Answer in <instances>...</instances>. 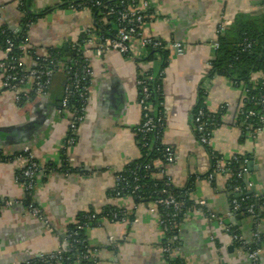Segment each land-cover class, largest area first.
<instances>
[{
	"label": "crops",
	"instance_id": "obj_1",
	"mask_svg": "<svg viewBox=\"0 0 264 264\" xmlns=\"http://www.w3.org/2000/svg\"><path fill=\"white\" fill-rule=\"evenodd\" d=\"M20 1L0 0V22L10 29L18 28L26 16L19 9ZM152 7L155 16L144 27V34L185 46L184 54L171 51L166 62L158 57L152 62L151 72L156 74L159 68L164 72V142L175 152L172 165L163 159L152 163L153 175L160 180L159 174L166 171L174 189L178 193L187 191L191 202L177 227L174 252L170 258L164 252L161 207L116 192L118 176L143 157L138 134L143 113L137 82L143 76V65L150 63L133 62L114 50L99 53L93 44L84 48L93 74L88 111L73 147L65 146L71 113L63 111L61 103L64 71L56 74L49 96H33L22 104L13 92L3 89L0 72V152L4 156L0 161V203H14L0 214V264H22L56 252L70 227L92 213L99 217L98 223L87 228L86 239L98 264H251L236 247L229 251L231 236L210 224L206 213L209 210L225 220L224 216L232 212V175H218L212 182L207 178L214 163L212 150L226 161L248 156L261 169L244 176V188L249 194L250 186L245 183L248 177L258 194L264 193V130L253 139L237 128L239 110L246 99L244 92L226 77H209L221 21L231 25L241 14L261 17L264 2L155 0ZM28 9L36 18L30 28V44L39 56L78 43L102 20L92 11L76 12L56 0H31ZM149 53L142 52L141 58ZM35 58L28 57V67L37 66ZM207 80L211 84L205 88ZM202 92L209 112L224 110L222 125L214 131L210 148L199 144L193 122ZM9 128L15 131L9 133ZM26 149L43 166L57 169L40 175L35 195L46 222L27 212L28 194L17 180L27 162L19 156ZM201 201L206 204L205 211L199 210ZM113 212L126 213V222L113 219ZM255 225L253 216L243 215L238 229L251 240ZM260 233L264 236V220Z\"/></svg>",
	"mask_w": 264,
	"mask_h": 264
},
{
	"label": "built area",
	"instance_id": "obj_2",
	"mask_svg": "<svg viewBox=\"0 0 264 264\" xmlns=\"http://www.w3.org/2000/svg\"><path fill=\"white\" fill-rule=\"evenodd\" d=\"M59 5L63 4L62 0H56ZM155 0H141V9L135 8L134 4H128L123 2L120 8L114 6L108 7L102 13V20L99 21L106 23L105 21L109 17L117 16V34L115 37H104L97 35L93 30L87 31L88 40L86 41L87 47L91 45H97L99 53H104L109 50L120 52L122 55L128 57L133 62H136V58H141V53L149 49L157 50H177L179 53L183 51V44L181 43H165L163 40L153 37H148L144 34V27L148 22L154 19V13L152 5ZM264 2V0H263ZM21 1L19 3V6ZM103 6L100 0H79L71 4L69 9L76 12L91 11L92 7ZM2 16L0 15V21ZM33 20L26 25L27 33L25 36H21L20 45H16L15 38H18L21 34L19 32L20 27L16 29H10L12 38L6 43V48H0V72L3 74V89L13 92L16 95V101L22 104L23 101L30 100L33 96L44 97L47 96L50 88L52 87L54 78L58 72L59 59L58 56H53L51 52L44 56H39L37 52L32 48L30 44V28L33 24ZM5 24L0 22V33H6L7 28ZM228 24L221 23L219 27V34L223 32ZM8 29V30H9ZM19 29V30H18ZM85 46L76 47L73 49L76 52H85ZM215 50L219 48L218 43L214 44ZM20 50L22 55L16 57L15 52ZM28 57L36 58L37 66L28 67ZM137 63V62H136ZM148 68L144 70L143 76L138 79L137 85L139 88V105L143 113V121L138 128V133L142 138L144 146L148 150H155L162 153L161 159L169 165L175 163V152L170 146L165 145L164 132H165V117L163 111L160 108L153 106L150 102L152 92L150 88V82L154 80L157 75L158 78L164 79V72L162 69L158 70L152 77H146L148 71H154L153 63L147 65ZM67 75V84L64 89L63 98L61 100L63 111L71 113L70 122V135L65 141L66 147H73L77 144L79 137L80 125L84 122L89 103V91L92 78V69L90 67L89 60L84 58L82 62L79 60L73 61L64 70ZM251 83H255L259 86V79L253 76ZM211 84L210 80L204 83L205 88H208ZM264 86V83H263ZM236 88H238L236 86ZM245 95V101L250 98V93L253 91L254 86L250 88L248 85L241 88ZM207 97L204 95L197 106L198 111L193 116V122L195 131L197 133L198 142L204 148H210L214 131L213 128L217 125L209 114L205 107L200 106L201 102L206 105ZM252 102L261 106V110H245L243 105L239 110L238 120L236 127L241 129L247 135H250L253 139H257L263 133L264 130V95L260 98L251 97ZM72 101L76 102V105L70 110L69 105ZM244 101V102H245ZM207 107V106H206ZM241 118L239 119V117ZM254 119L258 120L259 124L254 123ZM212 150V149H211ZM211 156L213 159V168L208 176V181L212 182L218 175H232V189H233V201L232 212L239 213L247 216H253L255 218V230L253 232V243L255 247H252L251 242L244 237L239 229L232 224H227L223 218H218L211 211L206 210L209 223L212 225H218L226 230L231 236V243L241 253L248 256L251 264H263L262 253L264 252V236L260 233L261 220H259L258 211L259 208H264V193L260 194H247V190L239 184V180L243 179L248 173L247 164L249 159H240L234 157L229 161L224 160L218 154H215L212 150ZM19 158H23L26 162L21 174L17 177V180L22 182L27 194L32 196L33 191H37L40 186V175L44 172L52 173L51 167L43 166L36 159L33 153L26 149L23 155ZM4 160V156L0 152V161ZM239 164L240 168L235 169ZM145 171L150 172L152 169V163L145 166ZM135 185L132 186L130 181L125 176H118L116 183V192L118 196L130 193V195H137L144 188V185L140 184L141 178L138 177V172H134ZM160 180L164 181L165 188L158 193L159 197L153 198L154 203L163 208L164 214H161V227L166 236V244L164 252L167 257L170 258L174 252L175 236L174 230L179 225V219L182 218L189 210L185 200L176 196L170 189L172 186V178L166 172L162 171L159 174ZM158 179V177H153ZM194 188V187H193ZM191 187L190 190H193ZM155 192V193H156ZM253 196V200L257 203H248L249 197ZM237 197H242L237 198ZM143 199L140 197L139 202ZM144 202V201H143ZM142 202V203H143ZM258 202L261 204L258 205ZM13 202L0 203V214L5 210L12 208ZM199 210L205 211L206 204L204 201L199 202ZM27 212L37 217L42 221H47L45 212L40 206H37L34 202L26 206ZM113 219H117L122 222H126V213L116 212L112 214ZM98 223V216L94 213L83 216L79 221L75 223L74 229H69L65 233L64 241L68 243V246L72 250H79L77 255L76 264H98V260L90 246H86V251L79 249V244L83 243L80 240L81 232L86 234L87 228ZM85 244V242L83 243ZM69 258H67L61 249L49 255H43L39 257L38 264H66ZM24 264H33L32 261H27Z\"/></svg>",
	"mask_w": 264,
	"mask_h": 264
},
{
	"label": "trees",
	"instance_id": "obj_3",
	"mask_svg": "<svg viewBox=\"0 0 264 264\" xmlns=\"http://www.w3.org/2000/svg\"><path fill=\"white\" fill-rule=\"evenodd\" d=\"M63 4H65L64 7L68 8L67 4H72L75 1L79 0H62ZM103 4V6H95L92 7V13L96 16L97 19L101 20L103 18L102 13L110 6H114L116 8H120L122 3L125 2L128 4H134L135 8L140 9L141 8V0H100ZM28 0H21V4L19 6V9L25 13V17L23 18L21 24L19 25L21 32L20 36L18 38L14 39V42L16 45H20L22 39L21 36H25L27 33L26 25L31 22V20H35L33 15H31L28 12ZM31 5V4H30ZM106 23H109V25H99L96 29H94V32L97 35L104 36V37H115L117 34V16L109 17L106 21ZM5 28H7L6 33H0V48L5 49L7 41L12 38V34L10 29L4 25ZM9 29V30H8ZM88 40L87 35L84 34L82 38L79 40L78 43L70 44L68 46V50L63 49H52L50 52L53 56H58L59 59V65H58V72H61V70H65L69 65L73 63L75 60H79L82 62L85 58L84 54L82 52H76L73 47H80L82 49L83 46L86 45V41ZM217 43L219 45V48L215 50V57L212 60V71L210 73L209 79L212 80L214 78L218 77H226L229 79L234 86L238 88H243L246 85H248L250 88L254 86L255 89L250 93V98L244 102L243 105L245 110H256L259 112L261 110V106L257 105L255 102H252L251 97L260 98L264 95V14L261 17H253L250 15L241 14L239 15L235 22L231 25H228L226 29L221 32L218 35ZM150 53L149 56L146 58V62L152 63L156 60H158V57L166 60L169 59L170 56V50H157V49H149ZM22 55V52L20 50H17L15 52V56L18 57ZM69 54V56H68ZM35 58V57H34ZM36 60V58H35ZM154 74H152L150 71H148V74L146 77H152ZM253 76H256L259 79V86H257L255 83H251V79ZM162 79H154L150 82V88L152 92V97L150 102L153 103V106L156 108L162 109V98H163V91H162ZM204 92H202L203 97ZM29 101V100H28ZM26 101H23L22 103H25ZM76 105L75 101H72L68 108L72 110L74 106ZM207 108L206 105L203 104V101L201 102V105ZM199 108L196 109L195 112L198 111ZM206 111L212 115V118L217 124L213 131H215L219 125H222V115L224 114V110H222L220 113H211L207 109ZM241 116L239 117V119ZM255 124H259L258 120L254 119ZM139 134V133H138ZM70 135V130H69ZM140 140V146L142 148L143 157L140 161H137L133 163L130 167H128L123 174L119 176H125L129 179L130 184L132 186L135 185V176L133 173L136 171L138 172V177L141 178L140 184L144 185V188L141 190V192L137 195H133V197L139 201V198L141 197L144 202L150 203L154 202L153 198L159 197L158 193L160 190L165 188L164 181L158 180L153 178V173H156L155 170L152 168L150 172L145 171V166L147 164L153 163L157 159H161L162 153L157 152L155 150H148L142 141L141 136L139 135ZM240 159H248V156H238ZM48 168V167H47ZM54 171L57 170L55 167H51ZM240 168L239 164L236 166L235 169ZM239 184L244 187L243 179L239 180ZM171 191L178 196L179 198L186 201L187 206L189 207L191 205L189 195L186 192L178 193L173 186L170 187ZM157 191V192H156ZM34 193L32 196H27V202L26 206L30 203L34 202L37 206L39 204L37 203V199L35 197L37 191H33ZM156 192V193H155ZM126 195H130V193H125ZM124 194V195H125ZM132 196V195H131ZM242 198V197H237ZM253 196L249 197V204L250 203H257L256 200H253ZM262 203L264 200L261 201ZM260 203L258 202V205ZM261 205V204H260ZM163 212V208L161 207V214ZM116 213V212H113ZM259 220H264V208H259L258 214ZM87 216V215H84ZM83 217V216H82ZM81 217V218H82ZM81 218H79L77 221H79ZM99 218V217H98ZM183 217L179 219V224L181 223ZM76 221V222H77ZM75 224L70 227V229H74ZM177 228L174 230V236L176 237ZM80 240L85 244L81 243L79 244V249L86 251V246H89V243L86 239V234L84 231L81 232ZM252 244V247L254 246V243L252 242L253 239L249 240ZM63 246L60 248L64 255L69 258L66 264H76L77 255L79 253V250H72L69 248L67 242H63ZM66 246V247H65ZM33 264H38L39 258L31 260Z\"/></svg>",
	"mask_w": 264,
	"mask_h": 264
},
{
	"label": "water",
	"instance_id": "obj_4",
	"mask_svg": "<svg viewBox=\"0 0 264 264\" xmlns=\"http://www.w3.org/2000/svg\"><path fill=\"white\" fill-rule=\"evenodd\" d=\"M110 1H113V0H110ZM263 1V0H262ZM30 4H31V0H28V8H30ZM68 6H71V4H67ZM61 6L62 7H64L65 6V4H61ZM141 9V8H140ZM221 23L223 24H225V21L224 20H222L221 21ZM226 25H227V23H226ZM97 27H98V25H97ZM64 49L65 50H68V45L66 44L65 46H64ZM185 46L183 45V51H182V53H179L177 50H170V51H174V52H177L178 54H180V55H182V54H184V52H185ZM68 56H69V54H68ZM147 58V57H146ZM142 59V58H136V62L137 63H144L145 64V62H146V60L147 59ZM146 68H148V66H145V65H143V67H142V69H144V70H146ZM160 70L162 69V68H159ZM143 70V71H144ZM156 79H158V75H157V77L155 78V80ZM64 80H65V86H66V84H67V75H64ZM53 85H54V81H53V84H52V87L50 88V91H49V93H48V96L53 92ZM64 89H65V87H64ZM64 89H63V91H64ZM15 130H14V128H9V133H13ZM259 169H261V166H259V165H257L256 163H255V161H249L248 162V164H247V170H248V173H252V172H254V170H259ZM245 183H246V185L247 184H249V186H250V189H251V191L250 192H248L249 194H251V193H258L259 192V190H257V188L254 186V185H252V184H250V182H249V180H248V177H247V179L245 180ZM225 217V221H226V223L227 224H232L233 226H235V227H237V228H239L240 227V223H241V221H242V218H243V214H239V213H233V212H231L229 215H226V216H224ZM227 218H230V222H227ZM66 247V246H65ZM234 248H235V246L234 245H232V246H230V248H229V251H233L234 250ZM264 254V252L262 253V255ZM40 256H37V258H39ZM34 259V258H33ZM32 258L31 259H29V260H26L25 262H27V261H31V260H33ZM25 262H23L22 264H24Z\"/></svg>",
	"mask_w": 264,
	"mask_h": 264
}]
</instances>
